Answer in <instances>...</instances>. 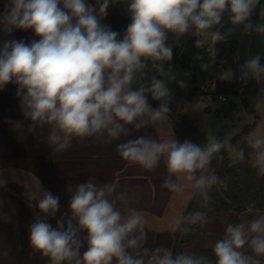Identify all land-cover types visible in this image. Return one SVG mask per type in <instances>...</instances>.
I'll return each mask as SVG.
<instances>
[{"label": "clouds", "instance_id": "clouds-1", "mask_svg": "<svg viewBox=\"0 0 264 264\" xmlns=\"http://www.w3.org/2000/svg\"><path fill=\"white\" fill-rule=\"evenodd\" d=\"M111 2L8 0L0 14L9 33L14 29L31 30L38 37L27 43L7 40L0 47V91L9 83L17 86L16 96L20 98L23 115L33 124L50 128L48 142L57 152L68 150L73 139L82 141L105 133L109 141L119 139L122 133L127 134L125 125L144 116L153 122L163 119L170 111L166 101L172 99L165 80L154 76L150 84L137 88L132 85L149 60L154 64L172 60L173 49L166 43L168 33L183 34L192 26L199 31L209 29L220 24L225 11L231 13L233 24L244 23L260 0H129L130 23L122 37L101 22ZM245 26L252 28L251 23ZM256 31L264 33V25H257ZM214 39H221L219 32L214 34ZM260 60V55H256L242 67L256 74L264 72ZM156 66L160 74L167 75L163 65ZM209 66L200 65L202 70ZM231 72L229 68L228 73ZM179 86L187 85L181 80ZM149 94L153 100L160 101L158 108L149 103ZM145 123L140 119L135 127ZM250 143L252 148L261 149L264 139ZM221 147L216 141L201 147L190 141L157 142L139 137L118 144L117 152L122 159L146 169H153L160 157L166 155L169 172L186 173L191 180L192 174L204 169ZM256 166L258 174L264 175V149L257 152ZM216 181L214 175L201 176L196 183L207 188ZM164 186L179 190L169 180H165ZM115 187L114 184L98 186L91 180L77 185L69 203L71 218L66 228L63 216L55 227L47 219L59 211L58 196L50 190H44L38 199L28 193L30 200H37L41 213L30 225L31 246L50 257L52 264L72 260L75 264H112L114 259L116 264H145L147 250L139 257L128 252L129 248L139 246L138 238L129 237L142 228V218L135 210L123 218L114 208L107 194ZM73 220L78 227H73ZM206 220L204 213L192 217L193 223ZM81 230L87 233V249L82 259L79 258L81 243L75 238ZM248 232L255 234L250 239L252 251L257 257L264 256V216L253 220ZM245 244H249V237L244 225H229L225 237L215 243L216 264H260L259 259L240 251ZM147 264H205V261L186 254L173 256L170 250L157 248L148 256Z\"/></svg>", "mask_w": 264, "mask_h": 264}, {"label": "rangeland", "instance_id": "rangeland-1", "mask_svg": "<svg viewBox=\"0 0 264 264\" xmlns=\"http://www.w3.org/2000/svg\"><path fill=\"white\" fill-rule=\"evenodd\" d=\"M118 1L121 12L130 17V14L127 11L129 0ZM6 3H8V0H0V9L5 8ZM255 9L257 14L254 13V17H250L252 18L250 20V23L252 24L250 32L252 35H248V28L245 26L249 23V20L244 23L233 24L231 15L222 16L220 24L213 25L211 28L203 31H199L195 28V26H192L186 33L183 34L169 32L166 41L167 45L171 46L173 49L175 44H183V55L187 58L189 64L186 67L182 64V62H177L168 67L163 66V72L167 73V75H161L160 79L165 80L167 86L171 89L174 109L187 120L192 121L193 126L197 128L198 131L209 141L224 143L225 141L231 140L241 134L247 126L256 124L255 129L247 137L239 140L237 145L230 151V158L234 163L248 157L250 161L256 165L257 152L264 149V145H262L261 149H254L252 148L250 142L256 139H264V97L259 99L255 113L250 114L245 111L240 96H226L227 102H223L219 99L218 95H214L215 87L212 85L217 75L214 53V47L217 42L228 40L238 42L240 53L237 58V66L239 65V76L244 79L255 74L254 71L242 67L247 60L256 55H260V61H262V65L264 64V33L256 31L257 25H264V0H260V3L255 7ZM216 32L220 33L221 39H214V34ZM222 34H224V36ZM198 56L202 57V59H196ZM193 60L196 65L194 70L193 67H191L193 66ZM158 62L163 65L166 61ZM202 63L210 65L207 70L201 69L200 65ZM245 73H247V75H245ZM181 80L186 82V87L182 88L179 86V81ZM241 150H243L242 155ZM3 164H9V167L14 166L15 169L17 163L4 162ZM1 165L2 163L0 162V172L2 171L1 169L4 168H1ZM11 170H13V168ZM162 171L165 174V180H169L172 184L178 185L179 187V182L175 179L177 174L170 173L168 165H164V167H162ZM180 174L182 173H179L178 175ZM10 179H16V176ZM32 194L38 199L42 196L43 192ZM56 196L59 197V211L56 213L55 217L49 216L47 219L48 222L55 227L57 220H60L63 216L66 228L67 220L71 218L69 203L72 194L60 193L56 194ZM174 196L176 197V195ZM155 202L156 204H153V206L155 205L153 208L151 206L147 207L145 195L137 193L133 195L134 207L131 208L130 204V208L127 210L123 206L124 202H122L117 208V211H120L121 215L124 216L127 214V211L130 212L131 210H135L142 218V228L137 229L135 232L137 233L138 230L148 229L149 232L152 233H144L147 237L157 231L160 232L159 236L161 241L157 242V246L171 251L175 243V234L178 230V228H175L174 226V221L180 210L178 209L176 200L175 202L168 199L166 201L161 195L158 196V199H156ZM136 203L137 206L135 205ZM28 204H31L33 207ZM234 214L235 213H233V216H236ZM224 216L225 215L221 216L223 219L215 220L216 218H213L206 221L200 229L196 230L194 233L195 243L187 250V253H197L204 251L207 247H209V234L212 231L211 226L213 223L217 224L216 229L222 233L226 231V228L229 225H237V218H234L232 222L226 226L225 224L228 221ZM40 217L41 213L39 212L37 204L30 202L26 197V193L21 192L17 188H13V190L10 189L7 192H0V234L6 231L16 232V230L21 228H28L26 225L30 224L32 220L28 221L26 220L27 218L37 220ZM72 223L73 227H78L75 220H73ZM82 232V230L78 231L75 237L81 243V247L79 248V258L81 259L84 251L87 249V233ZM23 233L24 232H18L16 240H0V250L3 251L0 252V264H52L50 257L44 256L41 252L35 250L31 246L30 241L25 240L26 234L24 233L23 235ZM130 236H132V234ZM142 240L143 239L139 240V245L143 244ZM162 240L167 241L166 243L168 244L169 249ZM248 245H250V243ZM134 249L135 248H129L128 252L132 255V251L134 252ZM143 254L144 252L142 251L141 255L133 254V256L139 257ZM150 255L151 254L144 256L145 264H147V259ZM251 255L253 256V259L260 260V257H257L253 251L248 250L246 252V256ZM64 264H75V260L66 261ZM112 264H116L115 259Z\"/></svg>", "mask_w": 264, "mask_h": 264}, {"label": "crops", "instance_id": "crops-1", "mask_svg": "<svg viewBox=\"0 0 264 264\" xmlns=\"http://www.w3.org/2000/svg\"><path fill=\"white\" fill-rule=\"evenodd\" d=\"M88 3L92 4L90 0H88ZM4 10L5 8L0 9V14H2ZM254 13L257 14L255 8L251 16L254 17ZM251 19L252 18H249V23ZM101 22L110 26L112 29L110 22L105 17ZM7 27L8 25L6 22L0 19V47H2L5 41L11 39L24 40L26 43L33 39H38L31 30L14 29L9 33ZM247 33L248 35H252L249 28ZM222 35L224 36V34ZM183 51L184 46L176 63L182 62V64L187 67L189 61L184 57ZM239 53L240 47H238L237 58ZM191 67H193V70L194 67H196L194 60L193 66ZM233 76H239V65L236 71H232L231 73L225 72L223 75L224 80L230 79V77ZM212 85L216 87V77ZM16 87V85L9 83L4 90L0 91V162L2 163L1 168L4 167L0 172V192H7L10 189L13 190V188H17L25 193H42L44 190H50L55 195L60 193L72 194L77 185L87 183L89 180L98 186L114 184L116 187L112 193L107 194V198L113 203L116 210L122 202H124L123 206L127 210L130 208V204L131 208L134 207L133 195L137 193L145 195L146 206H151L152 208L155 206H153V204H156L155 200L158 199L159 195L166 201L167 199L174 202L176 200L180 211L174 221V226L175 228L179 227L198 190L196 181L199 179V175L197 171L192 174L193 179L191 180L187 178L188 174L186 173L177 174L175 179L179 182V190L173 191L170 188H166L163 183L165 174L162 171V167L167 165L166 155L160 157L153 169H146L139 164L122 159L117 152L118 144L129 140H135L139 137H145L157 142H164L171 139L177 140L174 129L167 118L164 117L163 119L153 122L148 116H144L138 118L133 124L125 125L124 127L127 134L122 133L119 139L109 141L106 133L94 135L82 141L73 139L71 147L68 150L57 152L48 142L50 128L47 125L38 123L33 124L30 119L23 115L24 110L21 108L20 98L16 96ZM140 119L145 120L146 123L142 127L136 128L135 124L139 123ZM17 124H19L20 127H16ZM30 125H32L31 128L29 127ZM4 162H15L17 164L14 169V166L9 167V164H3ZM12 168L13 170H11ZM14 176H16V179H10ZM121 194H123L122 198ZM174 195H176V197ZM33 203L37 204L36 200H34ZM28 205L33 207L31 204ZM135 205L137 206V203ZM128 213L129 211L122 216L127 217ZM220 214L221 215L215 216L214 219H223L221 216L225 215L224 217L227 219H224L228 221L225 224L226 226H228L234 218H237V225H244L246 235L249 237V243L251 237L255 234L248 232V225L250 226V222L253 220L264 216V212H249L246 215L234 214L237 217L233 216V213L230 214V212ZM26 220H32L30 224L26 225L28 228H21L16 230V232L6 231L0 234V237H2L0 240H16L17 233L24 232L26 234L25 240L30 241V225L35 222V220L31 218H27ZM219 221L222 222L221 220ZM216 227L217 224L213 223L211 226L212 231L209 234V247H207V249L213 251L215 243L223 239L226 235V231L222 233L218 231ZM82 233L86 232L83 231ZM144 233L148 234L152 232H149L148 229H142L138 230L137 233L135 232L134 235L132 234V236H135L139 240L143 239V244L135 248V253L132 251V255H141L142 251L145 252V250H147L148 254H151L155 249L159 248L157 242L161 241L159 236L160 232L157 231L148 237L145 236ZM164 240L162 241L169 249L166 243L167 241ZM248 250L252 251L248 244H245V246L240 249L244 255H246ZM0 252L3 251L0 250ZM251 257L253 256L251 255ZM260 264H264V256L260 257Z\"/></svg>", "mask_w": 264, "mask_h": 264}, {"label": "trees", "instance_id": "trees-1", "mask_svg": "<svg viewBox=\"0 0 264 264\" xmlns=\"http://www.w3.org/2000/svg\"><path fill=\"white\" fill-rule=\"evenodd\" d=\"M92 4L95 0H90ZM97 10L99 5H96ZM231 15L229 11H225L222 16ZM111 24L114 31L123 36L130 17L121 12L118 0H112L105 17ZM237 41H220L215 44V64L217 68L216 90L214 95L223 96H240L243 107L247 113L254 114L256 106L261 97H264V72L254 74L246 78L243 83L227 81L222 79L225 72L231 68L236 71L237 68ZM183 50L181 43L175 44L173 48V58L166 61L163 66L168 67L179 59ZM261 66L262 62H260ZM160 69L151 61L147 62V67L136 74L133 88L139 87L141 84H150L151 79L155 76L161 78ZM169 104L170 111L164 114V117L171 123L178 142L190 141L201 147L207 145L203 136L198 129L193 126V122L187 120L184 116L174 109L172 99L166 101ZM149 103L152 107L158 108L160 101H155L149 94ZM256 127V124L247 126L241 134L231 140L225 141L222 148L213 153V158L207 165L210 170L197 169L199 178L202 174L206 177L216 176L218 185L212 184L211 187L200 188L196 192V199L189 211L182 220L175 234V243L172 249L173 256L178 254L192 255L197 258H203L205 264H216V256L213 250L206 249L197 253H187L195 243V231L201 228L206 221L213 219L220 213L230 212L237 215H246L249 212H264V175L258 174V167L253 164L248 157L234 163L230 158V150L233 149L239 140L247 137ZM225 183L226 186L221 184ZM23 192L22 190H20ZM25 193V192H23ZM221 194L227 199L224 202ZM208 197L206 199L205 197ZM28 198V193H26ZM29 199V198H28ZM34 202V200H30ZM196 213H204L207 220L204 222H192V217ZM191 224H194L191 226Z\"/></svg>", "mask_w": 264, "mask_h": 264}, {"label": "water", "instance_id": "water-1", "mask_svg": "<svg viewBox=\"0 0 264 264\" xmlns=\"http://www.w3.org/2000/svg\"><path fill=\"white\" fill-rule=\"evenodd\" d=\"M156 64H159V62H156ZM155 64V65H156ZM200 133V132H199ZM201 134V133H200ZM202 135V134H201ZM203 136V138L205 139V141H206V143L208 144L210 141L208 140V139H206L205 138V136L204 135H202ZM221 144H222V146H223V143L222 142H220ZM222 148V147H221ZM212 158L214 157L213 156V154H212V156H211ZM210 170V165H207L206 166V171H209ZM202 176H206V174H202ZM216 185H218V183H216ZM222 186H226V184L225 183H222L221 184ZM221 196H222V198L224 199V202L225 203H228V201H227V199L226 198H224V196L221 194ZM195 199H196V196L192 199V201H191V205L194 203V201H195ZM191 205H190V207H191ZM189 211V210H188ZM188 213V212H187ZM194 224H191V226H193Z\"/></svg>", "mask_w": 264, "mask_h": 264}, {"label": "built area", "instance_id": "built-area-1", "mask_svg": "<svg viewBox=\"0 0 264 264\" xmlns=\"http://www.w3.org/2000/svg\"><path fill=\"white\" fill-rule=\"evenodd\" d=\"M249 78V77H248ZM227 81H234V82H238V83H243L245 81L244 78H242L241 76H237V77H232L230 79H227ZM216 90V87H215ZM220 100H222L223 102L227 101V97L223 96V95H219L218 96ZM221 97H223V99H221Z\"/></svg>", "mask_w": 264, "mask_h": 264}]
</instances>
